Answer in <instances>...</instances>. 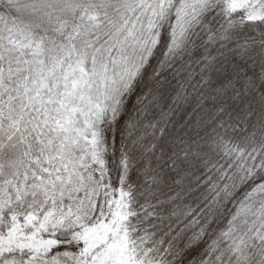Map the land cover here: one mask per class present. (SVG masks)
<instances>
[{
  "label": "snow or ice",
  "instance_id": "obj_1",
  "mask_svg": "<svg viewBox=\"0 0 264 264\" xmlns=\"http://www.w3.org/2000/svg\"><path fill=\"white\" fill-rule=\"evenodd\" d=\"M0 264H264V0H0Z\"/></svg>",
  "mask_w": 264,
  "mask_h": 264
}]
</instances>
